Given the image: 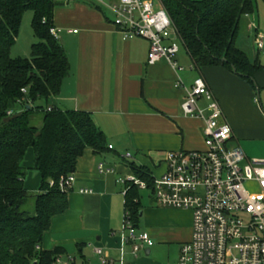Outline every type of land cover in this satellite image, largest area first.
Wrapping results in <instances>:
<instances>
[{
	"label": "crops",
	"instance_id": "obj_1",
	"mask_svg": "<svg viewBox=\"0 0 264 264\" xmlns=\"http://www.w3.org/2000/svg\"><path fill=\"white\" fill-rule=\"evenodd\" d=\"M83 1L76 3L68 20H59L55 13L54 25L61 29L59 40L71 69L53 101L62 109L91 113L113 148L102 154L87 148L79 158L68 208L52 218L42 249H60L76 264H102L95 247L114 259L109 264L176 262L181 245L192 237V211L161 206L151 194L148 201L142 199L136 225L148 231L155 244L136 255L123 238L128 186L119 179L133 174L131 163L158 177L167 169L169 151L204 147L203 121L182 112L186 90L175 85L179 77L187 86L204 77L233 128V142L248 158H264V103L257 99L264 91V68L256 74L258 89H254L226 67L191 68L188 53L187 61L176 57L184 67L180 72L166 60L150 63L147 39H125L95 0ZM258 34L264 35V0H256L255 11L244 17L237 41L240 48H251V52L244 49L249 54L258 51L264 66V48L261 53L255 43ZM127 152L133 157L125 158ZM32 159L29 153L27 167ZM100 163L114 171L100 172ZM41 184V174L29 169L26 188L37 193ZM84 188L93 192H82Z\"/></svg>",
	"mask_w": 264,
	"mask_h": 264
},
{
	"label": "trees",
	"instance_id": "obj_2",
	"mask_svg": "<svg viewBox=\"0 0 264 264\" xmlns=\"http://www.w3.org/2000/svg\"><path fill=\"white\" fill-rule=\"evenodd\" d=\"M160 1L195 68L223 66L258 89L256 74L264 68L259 52L251 55L237 43L242 21L255 11L256 0ZM56 5L54 0H0V264H53L62 255L60 249H42L52 218L68 208L70 189L63 190L60 180L75 173L87 148L96 154L110 149L91 113L62 109L53 101L71 69L63 44L51 33ZM27 10L33 12L38 40L30 56L12 57ZM36 112L42 113L40 125L32 123ZM29 153L31 167L25 165ZM130 166L153 195L152 173L135 163ZM29 169L41 174L37 193L25 186ZM127 186L126 210L136 224L142 189Z\"/></svg>",
	"mask_w": 264,
	"mask_h": 264
},
{
	"label": "built area",
	"instance_id": "obj_3",
	"mask_svg": "<svg viewBox=\"0 0 264 264\" xmlns=\"http://www.w3.org/2000/svg\"><path fill=\"white\" fill-rule=\"evenodd\" d=\"M95 1L112 11V23L125 39L142 37L149 41L150 63L166 60L178 72L184 69L176 59L182 41L160 0ZM51 33L60 39L61 29L53 26ZM255 43L262 50L264 35L258 34ZM175 85L186 90L183 114L204 123V147L169 151L167 169L155 177L153 195L159 205L193 213L192 237L181 245L178 260L168 264H264V158H248L233 142V128L204 77L198 76L190 86L179 77ZM22 92L26 93V88ZM132 157L131 152L125 155ZM98 168L100 172L114 171L104 163ZM75 180V173L62 177L60 187L69 190ZM119 180L147 189L146 182L134 174ZM81 191L93 192L87 188ZM123 238L136 255L155 244L148 231L138 229L128 210ZM95 251L102 264L113 263L101 247ZM53 264H76V260L60 255Z\"/></svg>",
	"mask_w": 264,
	"mask_h": 264
},
{
	"label": "rangeland",
	"instance_id": "obj_4",
	"mask_svg": "<svg viewBox=\"0 0 264 264\" xmlns=\"http://www.w3.org/2000/svg\"><path fill=\"white\" fill-rule=\"evenodd\" d=\"M54 1L57 2V5L55 6L54 17H55V13H56L59 20H62L64 18H67V20H68L70 18L71 12L73 11V9L76 6V3H80V2L83 3L84 2L83 0H54ZM97 4L105 11V13L110 18H113V14L109 9H107L103 4H100V3H97ZM32 19H33V12L31 10H27L25 12L23 20H22L20 32H19L18 39H17V43L11 49L12 57H19V56L20 57H28V56H30L32 44L38 40V38L35 36L34 31H33ZM179 44H180V51H179L177 57H178V59H181L183 62H184V60L187 61V57H188L187 51H186L183 43H181L179 41ZM243 48L246 51L251 52L250 47L248 48V47L244 46ZM260 52L262 53V50ZM259 98L261 99V102L259 101ZM257 99L259 101L258 103H262V104L264 103V91L263 90H261V92L259 93V97H257ZM39 104L46 106L45 101H40ZM41 118H42V113L36 112V114L33 117L32 123L34 125H40ZM140 193H141L143 201L149 200L150 193L148 190L142 189Z\"/></svg>",
	"mask_w": 264,
	"mask_h": 264
}]
</instances>
